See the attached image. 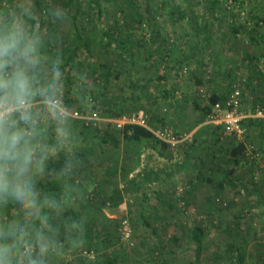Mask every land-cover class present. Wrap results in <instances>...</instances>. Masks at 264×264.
Returning <instances> with one entry per match:
<instances>
[{"label":"rangeland","instance_id":"1","mask_svg":"<svg viewBox=\"0 0 264 264\" xmlns=\"http://www.w3.org/2000/svg\"><path fill=\"white\" fill-rule=\"evenodd\" d=\"M76 3L77 0H33L37 9L36 27L45 35L48 29L39 23L41 8L62 11L66 17L67 27L57 37L59 48L53 52L56 54L58 51L63 61L67 56V46L73 45L76 40L73 23ZM173 4L185 8L188 13L194 6L201 25L208 22L209 37L189 21L173 23L168 14ZM208 5L209 0H134L133 3L128 0H101L100 17L94 2L80 0L76 24L84 34L95 40V58L119 70L120 76L117 79L111 77L108 84L102 81L98 87L102 98L90 96L92 104L87 111L81 109L70 92L66 96L71 109H78L83 115L94 111V104L106 111H99L104 119L98 127L86 124L82 118H74L81 136L79 154L84 164L73 178V183L80 187L85 197L88 194L92 197L91 190L96 183L101 184L99 191L107 195L116 189H123L127 178L143 169L160 170L167 176L160 185L144 187L137 194L124 193L117 206L102 205L98 210L86 211L82 216L86 219L87 232L84 243L78 250L68 253L63 264H197L188 232L195 224L206 223L211 224L213 232L205 240L203 264H264V138L256 132L259 127L246 126L245 142L254 145L252 150L257 153L256 156L250 158L246 155L236 164L232 174L235 183L222 187L219 183L223 182L224 171L232 162L227 145L236 141L223 134L218 143H204L188 157L185 150L189 149L192 140L180 152L174 153L168 147L162 148L153 139L137 143L123 138L116 152L110 146L100 147L89 137L104 123L122 116H111V111H107L109 108L122 107L127 111L124 115L130 114L137 109V99H143L140 109L149 107L150 119L159 118L155 125L150 123L152 126L164 124L162 115L167 118L169 114L174 119L170 111L172 107H178V102L171 104L165 98V88L158 87L155 82L158 73L170 67L175 69L169 76L168 85L189 81L192 71H200L207 77L208 71L212 70L211 81H219L225 89L229 82L241 87L244 110L264 108V77L255 80L252 88L247 84L250 69L253 68L255 74L259 71L264 73V20L256 24L259 16L264 18V0H219L212 12L208 11ZM139 16L143 18L141 23L136 21ZM126 22L132 23L129 25L131 32L125 36L132 43V50L128 51L130 56L125 52L126 55L121 58L114 52L96 47L101 40V27L117 25L126 35ZM150 51L157 60L153 65L148 59ZM78 61L84 66L87 83L93 87L89 69L95 65V60L84 52L80 53ZM132 65L134 80L139 81L137 68H142L140 74L144 76L136 88L129 81L128 71ZM184 66L188 67L187 73H180ZM76 76L75 73L71 75L73 81L69 82V87ZM184 85L185 90H179L178 94L182 95L179 98L183 103L182 113L174 121L180 126L179 133L192 135L187 124L195 119L193 106L183 98L189 97L190 101V95L198 89L195 84L190 88ZM168 93L171 94V90ZM167 106L169 110L165 112ZM149 146L155 147L156 152L142 148ZM138 156L143 157L137 163ZM86 198L78 201L74 208L85 203ZM95 203L92 202V205L100 202ZM125 220L131 230L129 240H124L122 235ZM230 243L244 247L246 257L241 263L228 248Z\"/></svg>","mask_w":264,"mask_h":264},{"label":"clouds","instance_id":"2","mask_svg":"<svg viewBox=\"0 0 264 264\" xmlns=\"http://www.w3.org/2000/svg\"><path fill=\"white\" fill-rule=\"evenodd\" d=\"M39 17L47 35L33 0H0V264H63L86 235V219L67 216L86 197L73 183L84 161L66 96L87 111L91 86L77 72L69 87L53 54L64 13L41 8ZM53 174L58 192L45 187Z\"/></svg>","mask_w":264,"mask_h":264},{"label":"trees","instance_id":"3","mask_svg":"<svg viewBox=\"0 0 264 264\" xmlns=\"http://www.w3.org/2000/svg\"><path fill=\"white\" fill-rule=\"evenodd\" d=\"M91 1L95 3V6L97 7L98 10L97 13L101 17L102 15L101 0H91ZM133 1L134 0H128V2L130 3H133ZM218 2L219 0H209V5L207 7L209 9L208 11L209 12L215 11V7L218 4ZM49 9H53V8H49ZM79 12H80V0H77L76 11L73 14V23L75 24L76 40L73 45L67 46L66 48L67 56L63 61V64L65 66L66 77L69 84L70 81H73L71 79V75L73 73L77 75V72H79L85 76L84 66L79 63L78 57L80 53H84V52L87 53L89 56H91L93 60H95V65L92 66L91 69H89L91 74V79L94 81V86L92 87L90 85L91 86L90 96L91 98L94 96V98L101 99L102 94H101V90L98 89V87L100 88V86L102 85V81H106L108 84L111 77L117 79L119 78L120 73L119 70L117 69L115 70L112 67H110L108 63H101L99 60L95 58V54L93 53V42L95 40L84 34L80 29V27L76 24L79 16ZM168 14H169V18L173 23H178L183 20L189 21L199 32H203V34L209 37L208 35L209 25L207 24L208 22H205L204 25H201V23L198 20V15L195 13L194 6L191 7V12L188 13V10H186L185 8H181L179 5L173 4L168 10ZM142 19L143 18L139 16L137 17L136 21L141 23ZM260 20L263 21L264 18L259 16L258 19L256 20V24H259ZM126 24H127L125 26L127 30L126 35L122 34L121 29H118L117 25L108 28L104 26L101 27L100 28L101 40H99L96 43V47H98V49L102 51L104 50V51L114 52V54H117L121 58H124L123 56L126 55L125 52L130 56V53L128 51L132 50V43L127 38H125V36L129 35V33L131 32V27L129 25H131L132 23L126 22ZM151 53H152L151 51L148 52V55H150ZM154 56L151 54L150 57H148V59L151 62V65L155 64V62L157 61V60L155 61ZM203 58L204 57L202 56L201 59L202 62H203ZM247 59L251 60V57H247ZM129 69H128L129 70L128 74L130 78L129 79L130 85L136 88L137 87L136 84L140 83V81L144 79V76L143 75L141 76L140 74L142 68L140 69L137 68V77L139 78V81L134 80L135 70H133V65ZM174 69L175 68L173 67L166 68V70L164 69L160 71L155 78L156 80L155 82L157 83L158 87L162 86L163 88H165L166 90L165 98L169 99V102L171 104L173 102L171 101V99L176 97L175 96L176 88L174 87L175 83L170 86L168 84H169V76L171 75V72ZM125 70L127 71V68ZM211 71H208V75L207 77H205L204 75L201 74L200 71L195 70L194 72L193 71L190 72V75L188 77L189 80L197 81L195 83V86L198 89L195 93H193V95H190L193 104V113L195 115V119L193 121H189L187 124V126H190L191 129H193L198 124H201L204 121H206L207 115L211 111L212 105L217 101L224 100L231 91L232 82H229L228 84L229 86L227 87V89H225L224 92H220L218 90L211 91V89L209 88L210 87L209 84L212 82L210 80V78L212 77L210 76V74L212 73ZM179 72L187 73V71L186 72L183 71V67H181V70ZM261 77H264V73L262 74L259 71L258 74H255L253 68L250 69L249 74L247 76V84L249 85V87L252 88L253 82L255 80L259 81ZM95 90L96 92H94ZM170 90H171V94L168 93V91ZM154 98L157 99V97L155 96ZM186 98L189 100V97H185V96L183 100L187 101ZM203 99L205 101H203ZM142 100L137 99L136 111L140 109L139 107H141L140 103ZM178 100L175 99V102H179ZM144 108L147 112L149 111V107H144ZM124 109L127 110L128 108L124 107ZM93 110H97L98 112L101 110L103 113H106L104 109H100V108L98 109V106H96L95 104L93 105ZM107 111H111L112 114L111 116H121V115L123 116L124 113L127 112L123 110L122 107H120L119 109L109 108ZM162 117L161 118L163 119L164 124L173 125L175 130L177 132H180L181 129L176 120L174 121L169 118L167 119L165 118V115H162ZM158 119L159 118L154 119L153 117V119H150V123L152 125H155ZM243 124L244 126H250L252 128L259 127L261 134L264 132V119H260V118L245 119L243 120ZM86 129H89V127H87ZM87 134L88 133H86V135ZM222 134L223 133L220 126H215L208 123L202 124L192 134V138H193L192 143L189 146V149L185 150L187 157L192 156V154L195 153L204 143H209V142L218 143L222 138L221 137ZM89 137L95 140L100 147L104 148L105 146H110V148L116 152L119 149L121 139L123 138H126L128 141H135L137 143L149 142L151 139H153L159 142L162 148L168 147L166 143L158 140L149 129L137 124H126L124 128L117 129L116 126L112 124V122H106L100 128L95 129V133H92L91 135H89ZM227 147H228L227 152L232 162L230 163L229 167H227L226 171H224L223 182L219 183L221 187L235 183V178L232 177V174H234V170H235L234 166L240 163L241 160L244 159V157H247L246 156L247 147L244 142L233 141L229 143ZM166 176L167 173L160 170L148 171L147 169H143L133 174L131 177H128L127 181L123 185V189L121 188L116 189L107 195H105V193L102 194L99 191V186L101 184L96 183L91 190L92 197H89L88 194V196H86L88 198H86L85 203L82 202V205H80L78 208L68 209L67 216L69 218H78V217H82L84 213L88 210H92V209L98 210L102 205L117 206L122 201L124 193L137 194L144 187H148L154 184L160 185L163 181L166 180ZM45 187L47 188V190L53 192L59 191L60 184L57 182V178L55 177V174H53L51 181L45 182ZM98 201L100 202L99 204L92 205V202L96 204L95 202ZM212 232H213V228L210 223L195 224L189 229L188 236H189V240L194 245L197 264H203L202 258L205 250V240ZM228 248L232 251V253L236 255L238 262L241 263L245 259L246 255L243 246L236 245L235 243L232 244L230 243L228 245ZM108 264L111 263L108 262Z\"/></svg>","mask_w":264,"mask_h":264},{"label":"built area","instance_id":"4","mask_svg":"<svg viewBox=\"0 0 264 264\" xmlns=\"http://www.w3.org/2000/svg\"><path fill=\"white\" fill-rule=\"evenodd\" d=\"M187 70L188 67L184 66L183 71L186 72ZM71 110L74 118H82L86 124L93 127L100 126L104 119L99 115L97 110L92 111L89 115H83L78 109ZM164 110L166 111V109ZM252 112V114H249L244 110V98L241 87L237 83H233L227 97L212 105L211 111L207 115L206 122L211 125L220 126L224 135L246 144L245 136L247 129L243 124V120L253 117L264 118L263 107H257ZM111 121L114 122L117 129L124 128L126 124H137L149 129L158 140L166 143L168 148L172 149L174 153L180 152L179 150L186 145L187 142L192 140L191 134H181L177 132L172 125L160 124L158 126H152L150 124L149 113L145 109H139L133 113L112 119ZM246 147V155L250 158L255 157L257 153L254 154L252 150L254 145L249 143L246 144ZM121 230L123 239L129 240L131 230L127 220L123 222ZM91 257H94L93 253H91Z\"/></svg>","mask_w":264,"mask_h":264},{"label":"crops","instance_id":"5","mask_svg":"<svg viewBox=\"0 0 264 264\" xmlns=\"http://www.w3.org/2000/svg\"><path fill=\"white\" fill-rule=\"evenodd\" d=\"M178 82H180V84H177V83H175V85H174V87L176 88V93H175V96L177 97V98H180L181 99V94L180 95H178L180 92H179V90H185V85L184 84H186V86L188 87V88H190L193 84H195L197 81H192V80H189V81H178ZM172 85V84H171ZM170 86V85H169ZM168 86V87H169ZM209 88L211 89V91L212 90H218V91H220V92H224L225 91V88H224V86L221 84V83H219V81H212L210 84H209ZM196 87V86H195ZM193 91V90H192ZM194 92V91H193ZM192 95H193V93H192ZM189 96V95H188ZM176 97L174 98V100L173 99H171V101H173V102H175V99H176ZM186 100L187 101H185V102H189L190 104H192V100H190V101H188V99L186 98ZM177 102H175L174 104H176ZM177 106L178 107H176L175 109L172 107V111H170V114H173V117H174V119H177V116L179 115V113H182V107H183V103L179 100V102H178V104H177ZM193 106V104L191 105V107ZM168 110H169V107L167 106V112H168ZM165 111V112H166ZM245 111L246 112H248L249 114L251 113H253L251 110H246L245 109ZM168 117L167 118H169V119H171V120H174V119H172L171 117H169V114L167 115ZM253 118H255V119H257L258 117H253ZM250 119V118H249ZM260 119H264V118H260ZM202 124H207V122L206 121H204L203 123H201V124H198L197 126H195L193 129H191V131H192V134L202 125ZM256 132H257V134H259L260 133V129L259 128H257V130H256ZM262 136L261 137H263L264 138V132L261 134ZM223 136H224V134H223ZM226 136V135H225ZM227 138H230L229 136H226ZM143 149H150V151H152V150H154V152H156L155 151V147H151V146H149V147H142ZM141 149H139V151H140ZM173 151V150H172ZM153 152V151H152ZM139 153V152H138ZM140 154H142V153H140ZM143 156H138L137 157V163L139 162L138 160L140 159V158H142ZM137 165H139V164H137Z\"/></svg>","mask_w":264,"mask_h":264}]
</instances>
